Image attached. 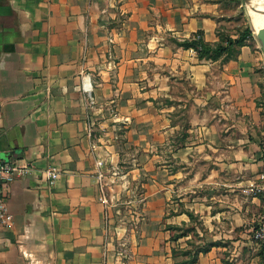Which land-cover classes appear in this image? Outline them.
<instances>
[{
	"label": "crops",
	"instance_id": "crops-1",
	"mask_svg": "<svg viewBox=\"0 0 264 264\" xmlns=\"http://www.w3.org/2000/svg\"><path fill=\"white\" fill-rule=\"evenodd\" d=\"M219 15L214 0H0V160L31 168L6 192L0 264H262L264 54L177 44L218 42Z\"/></svg>",
	"mask_w": 264,
	"mask_h": 264
},
{
	"label": "built area",
	"instance_id": "built-area-1",
	"mask_svg": "<svg viewBox=\"0 0 264 264\" xmlns=\"http://www.w3.org/2000/svg\"><path fill=\"white\" fill-rule=\"evenodd\" d=\"M259 112L262 117V125H261V154H260V170L257 173V182L254 186L253 192L256 194H260L262 197L261 200V209L257 216V220L255 223L254 231H253V239L260 248H264V99L259 102L258 105ZM99 167L103 166L102 161L97 162ZM30 166L28 165H19L11 162H4L0 160V225L8 226L12 222V215L10 214L6 199H7V189L10 183L18 176L25 174L30 171ZM44 175L49 184H52L55 179L58 177V172L54 169H46L43 171ZM98 178H103L101 172H98ZM106 183H102V187H104ZM100 201L103 204H108L109 199L105 194L100 196ZM124 249L126 245L122 246ZM123 249V251H124Z\"/></svg>",
	"mask_w": 264,
	"mask_h": 264
},
{
	"label": "rangeland",
	"instance_id": "rangeland-1",
	"mask_svg": "<svg viewBox=\"0 0 264 264\" xmlns=\"http://www.w3.org/2000/svg\"><path fill=\"white\" fill-rule=\"evenodd\" d=\"M220 4V15L218 18L222 21L217 31L224 35H243L249 28V36L246 41L257 42L255 31L250 24V18L244 0H214ZM235 38V39H236ZM249 39V40H248ZM258 43V42H257ZM264 99V97L262 98ZM261 99V100H262ZM263 249V248H262ZM264 264V259H262Z\"/></svg>",
	"mask_w": 264,
	"mask_h": 264
},
{
	"label": "trees",
	"instance_id": "trees-1",
	"mask_svg": "<svg viewBox=\"0 0 264 264\" xmlns=\"http://www.w3.org/2000/svg\"><path fill=\"white\" fill-rule=\"evenodd\" d=\"M217 34L218 42L214 44L205 42L200 32H196L190 39L177 42V44L184 48L195 49L199 59H213L223 52H234L237 47L245 44L246 39L249 36V28H247L245 34L238 35L236 39H233L230 35H224L219 32Z\"/></svg>",
	"mask_w": 264,
	"mask_h": 264
},
{
	"label": "bare ground",
	"instance_id": "bare-ground-1",
	"mask_svg": "<svg viewBox=\"0 0 264 264\" xmlns=\"http://www.w3.org/2000/svg\"><path fill=\"white\" fill-rule=\"evenodd\" d=\"M247 13L250 18V24L255 31V26L261 25L264 22L262 15L264 10V0H245Z\"/></svg>",
	"mask_w": 264,
	"mask_h": 264
},
{
	"label": "water",
	"instance_id": "water-1",
	"mask_svg": "<svg viewBox=\"0 0 264 264\" xmlns=\"http://www.w3.org/2000/svg\"><path fill=\"white\" fill-rule=\"evenodd\" d=\"M262 15L264 17V10H263ZM254 28H255V35H256L257 42L260 46V49L262 50L264 54V22L261 25L255 26Z\"/></svg>",
	"mask_w": 264,
	"mask_h": 264
}]
</instances>
